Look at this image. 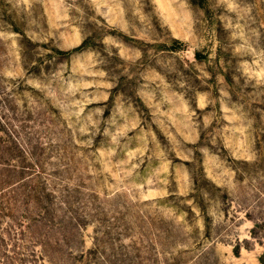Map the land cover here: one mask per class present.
I'll return each mask as SVG.
<instances>
[{
	"label": "rangeland",
	"instance_id": "374dc122",
	"mask_svg": "<svg viewBox=\"0 0 264 264\" xmlns=\"http://www.w3.org/2000/svg\"><path fill=\"white\" fill-rule=\"evenodd\" d=\"M0 264H264V0H0Z\"/></svg>",
	"mask_w": 264,
	"mask_h": 264
}]
</instances>
